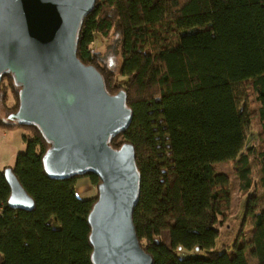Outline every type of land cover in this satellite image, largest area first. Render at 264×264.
Wrapping results in <instances>:
<instances>
[{
    "label": "trees",
    "instance_id": "obj_1",
    "mask_svg": "<svg viewBox=\"0 0 264 264\" xmlns=\"http://www.w3.org/2000/svg\"><path fill=\"white\" fill-rule=\"evenodd\" d=\"M97 34L115 37L117 73L92 51ZM76 57L101 74L108 94H126L132 120L109 146L134 148L140 181L132 221L153 264H248L247 248L264 264V208L250 194L252 159L264 193V150L248 148L245 90L251 84L264 142V0H96L79 28ZM19 92L11 75L1 77L0 104L8 115L18 110ZM0 127L30 131L11 170L34 202L31 211L10 208L6 168L0 170L1 264H92L88 215L97 195L80 199L76 183L88 178L97 188L98 177L49 178L42 158L50 145L39 131L11 121ZM226 162L247 196L250 226V240L236 244L232 257L214 251L232 200L229 175L214 165ZM178 251L205 255L181 258Z\"/></svg>",
    "mask_w": 264,
    "mask_h": 264
},
{
    "label": "water",
    "instance_id": "obj_2",
    "mask_svg": "<svg viewBox=\"0 0 264 264\" xmlns=\"http://www.w3.org/2000/svg\"><path fill=\"white\" fill-rule=\"evenodd\" d=\"M96 0H0V79L20 87L19 107L7 119L35 127L49 143L42 158L46 175L64 180L92 172L97 200L88 215L92 264H153L140 247L133 209L140 177L131 144L109 141L132 120L123 90L106 92L101 74L76 57V40ZM8 205L31 211L10 168Z\"/></svg>",
    "mask_w": 264,
    "mask_h": 264
},
{
    "label": "rangeland",
    "instance_id": "obj_3",
    "mask_svg": "<svg viewBox=\"0 0 264 264\" xmlns=\"http://www.w3.org/2000/svg\"><path fill=\"white\" fill-rule=\"evenodd\" d=\"M91 49L94 53L104 55V63L114 73L118 72L121 65V59L119 57V47L115 40V37H111L109 40L102 39L98 34L91 45ZM119 81V80H118ZM122 82V81H121ZM248 96L249 112L252 117L250 140L248 142V148H253L258 154H261L264 150V142L262 138V130L258 120V103L252 89L251 84H248L245 88ZM8 112L5 111L0 104V119L6 120L5 124H8ZM25 130V131H24ZM15 128L11 130L3 129L0 127V170L3 168L13 169L15 165L16 157L19 153L25 151V143L22 139L27 129ZM252 172L254 175V182H256L254 189L250 192L258 199V207L264 208V196L263 190L258 183L259 168L256 160H251ZM214 169L219 173H224L230 177L229 193L232 196L231 205L226 213L225 218L219 228V237L216 242V252H228L229 256L234 255L233 248L237 246H243L245 242L250 240V226L248 220L245 218V203L247 196L240 195L238 192V179L235 176V168L230 162L217 163L214 165ZM77 184V183H76ZM82 200L92 199L97 195L96 187L91 182L84 189H79ZM162 241L169 245V239L167 234L162 235ZM239 240V241H238ZM178 256L181 258L194 257L205 255L198 251H178ZM246 260L248 264H258L257 260L251 256V248L246 249ZM2 263V256L0 254V264Z\"/></svg>",
    "mask_w": 264,
    "mask_h": 264
},
{
    "label": "crops",
    "instance_id": "obj_4",
    "mask_svg": "<svg viewBox=\"0 0 264 264\" xmlns=\"http://www.w3.org/2000/svg\"><path fill=\"white\" fill-rule=\"evenodd\" d=\"M0 121H2L3 123H6V120H2V119H0ZM13 129H15V128H13ZM7 130H11V129H7ZM26 133V132H25ZM25 135V134H24ZM23 135V136H24ZM89 179L88 178H81V179H79L78 181H77V184H76V191H77V194H78V196H80L81 195V192L79 191V189H84V188H86L87 186H88V184H89Z\"/></svg>",
    "mask_w": 264,
    "mask_h": 264
}]
</instances>
